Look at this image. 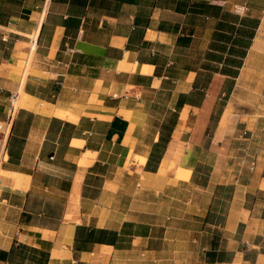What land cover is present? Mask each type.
Returning a JSON list of instances; mask_svg holds the SVG:
<instances>
[{
    "label": "crops",
    "instance_id": "crops-1",
    "mask_svg": "<svg viewBox=\"0 0 264 264\" xmlns=\"http://www.w3.org/2000/svg\"><path fill=\"white\" fill-rule=\"evenodd\" d=\"M171 218L264 264V0H0V264H167Z\"/></svg>",
    "mask_w": 264,
    "mask_h": 264
},
{
    "label": "rangeland",
    "instance_id": "rangeland-1",
    "mask_svg": "<svg viewBox=\"0 0 264 264\" xmlns=\"http://www.w3.org/2000/svg\"><path fill=\"white\" fill-rule=\"evenodd\" d=\"M27 72H28V70H26V73ZM20 93L23 94V90H20ZM247 104H248V107H250L252 109L255 108V106H258V103L254 102L252 100L250 102L248 101ZM16 106L18 109L20 106V100L18 102H16ZM259 109H261V108H259ZM243 153L244 152L242 149L238 150V155H237L238 158L241 157ZM173 206H174L173 204L167 203L168 209L175 210V208ZM186 206L187 205H183L184 208L182 211L184 214L189 216L191 211H190V209H186L185 208ZM176 208H177L176 211H180L178 206H176ZM189 217L184 216L183 219L180 221H182L183 223L189 224V223H191V220ZM174 221H179V220H175L174 218H171V220L168 221L166 224V226L169 228V232L167 234V241H166L167 247L165 248V254L167 256V264H181L180 262L179 263L174 262V256L178 255V254L179 255L183 254L184 258H187L190 255H193V256L196 255V253H194V252H196V249L193 250L192 248L187 247L185 245V242L187 240H192L194 238H197L194 236V232L193 231H183V232L179 233L178 230H175V227H178L179 224H176ZM184 229H186L185 224H184ZM206 238H207V234H204L202 236V239L205 240ZM178 239L183 240V247H176L175 246V243H178ZM192 251H193V254H192ZM148 255H149V257H152V258L154 256H158L157 253H150ZM117 257H118V264H144V260H142L141 252L138 250L123 252L121 254H118ZM156 258H158V257H156ZM187 261L188 262L185 263V260H184L183 264H190L191 263L190 258H188Z\"/></svg>",
    "mask_w": 264,
    "mask_h": 264
},
{
    "label": "built area",
    "instance_id": "built-area-1",
    "mask_svg": "<svg viewBox=\"0 0 264 264\" xmlns=\"http://www.w3.org/2000/svg\"><path fill=\"white\" fill-rule=\"evenodd\" d=\"M17 99H18V93L13 94L12 98H11V106H10V109H9L8 115H7L8 119H11L14 116V113L17 109V106H16Z\"/></svg>",
    "mask_w": 264,
    "mask_h": 264
},
{
    "label": "trees",
    "instance_id": "trees-1",
    "mask_svg": "<svg viewBox=\"0 0 264 264\" xmlns=\"http://www.w3.org/2000/svg\"><path fill=\"white\" fill-rule=\"evenodd\" d=\"M93 234H94L93 232L92 233H89L88 236H86V237H84L82 239L83 245H86V242H89V241H93L94 240V235Z\"/></svg>",
    "mask_w": 264,
    "mask_h": 264
},
{
    "label": "bare ground",
    "instance_id": "bare-ground-1",
    "mask_svg": "<svg viewBox=\"0 0 264 264\" xmlns=\"http://www.w3.org/2000/svg\"><path fill=\"white\" fill-rule=\"evenodd\" d=\"M26 72V71H25ZM26 76V75H25ZM27 77V76H26ZM28 93H30V92H28ZM31 93H32V91H31ZM22 96V95H21ZM24 109V108H23ZM62 109V108H61ZM69 111V110H68ZM68 120V119H67Z\"/></svg>",
    "mask_w": 264,
    "mask_h": 264
}]
</instances>
